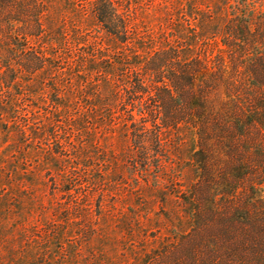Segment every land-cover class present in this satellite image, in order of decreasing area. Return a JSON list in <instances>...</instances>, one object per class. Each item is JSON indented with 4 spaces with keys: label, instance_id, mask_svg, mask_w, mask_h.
Instances as JSON below:
<instances>
[{
    "label": "rangeland",
    "instance_id": "obj_1",
    "mask_svg": "<svg viewBox=\"0 0 264 264\" xmlns=\"http://www.w3.org/2000/svg\"><path fill=\"white\" fill-rule=\"evenodd\" d=\"M92 1L71 0L82 13L53 12L48 37L28 46L50 59L46 69L19 73L9 88L13 74H0V264H148L176 242L189 228L179 197L199 177L191 161L196 139L186 130L166 132L164 167L134 169L141 151L122 111L131 65L165 48L223 57L220 37L235 17L252 21L264 43V0H140L135 22L145 43L115 50L86 12ZM7 44L0 64L10 60ZM102 57L126 66L114 65L107 76L92 71ZM231 60L234 67L249 62ZM236 79L245 91V76ZM209 97L217 105L224 91ZM215 159L220 171L223 161Z\"/></svg>",
    "mask_w": 264,
    "mask_h": 264
},
{
    "label": "trees",
    "instance_id": "obj_2",
    "mask_svg": "<svg viewBox=\"0 0 264 264\" xmlns=\"http://www.w3.org/2000/svg\"><path fill=\"white\" fill-rule=\"evenodd\" d=\"M70 2L0 0V45L7 42L10 49L0 74H13L6 76L8 88L19 73L36 75L47 68L50 59L28 46L48 37L53 12L70 7L84 12ZM140 6V0H93L86 12L106 36L105 43L119 50L145 43L135 22ZM235 19L220 37L223 57H183L165 48L131 65L132 88L125 91L122 111L134 147L141 151L134 169L149 174L152 163L164 167L166 132L186 130L197 143L191 161L199 177L186 189V197H179L189 228L155 251L148 264H264V48L260 55L249 53L264 43L252 21ZM63 31L59 27L57 34L64 37ZM232 58L249 62L234 67ZM114 65L126 66L102 57L94 60L92 71L112 75ZM238 73L245 76L246 93ZM220 88L224 98L216 105L209 94ZM217 154L223 161L220 171L214 165Z\"/></svg>",
    "mask_w": 264,
    "mask_h": 264
}]
</instances>
